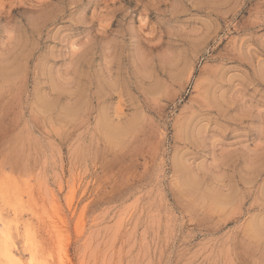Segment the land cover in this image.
<instances>
[{"label": "rangeland", "instance_id": "rangeland-1", "mask_svg": "<svg viewBox=\"0 0 264 264\" xmlns=\"http://www.w3.org/2000/svg\"><path fill=\"white\" fill-rule=\"evenodd\" d=\"M0 244L264 264V0H0Z\"/></svg>", "mask_w": 264, "mask_h": 264}, {"label": "bare ground", "instance_id": "bare-ground-1", "mask_svg": "<svg viewBox=\"0 0 264 264\" xmlns=\"http://www.w3.org/2000/svg\"><path fill=\"white\" fill-rule=\"evenodd\" d=\"M3 223V222H2ZM5 225V224H4ZM6 230H7V226H6ZM7 244V243H6ZM1 245V244H0ZM5 246V245H4ZM7 246H9V245H7ZM3 247V246H2ZM2 247H1V249H2ZM4 248V247H3ZM9 248H10V246H9ZM6 250H7V248H6ZM13 251V250H12ZM3 253V252H2ZM9 253V252H8ZM13 254H14V252H13ZM12 255V254H11ZM32 256V255H31ZM13 260V259H12ZM7 261V260H6ZM16 261V260H15ZM14 261V262H15ZM17 262V261H16ZM19 263V262H18Z\"/></svg>", "mask_w": 264, "mask_h": 264}]
</instances>
